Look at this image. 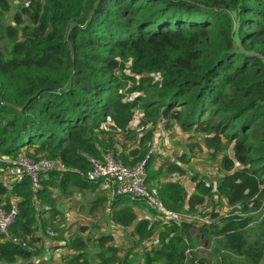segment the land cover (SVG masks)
<instances>
[{
  "label": "trees",
  "instance_id": "trees-1",
  "mask_svg": "<svg viewBox=\"0 0 264 264\" xmlns=\"http://www.w3.org/2000/svg\"><path fill=\"white\" fill-rule=\"evenodd\" d=\"M12 6L0 23L9 43L0 49V157L57 158L65 170L41 175L32 191L28 176L5 187L9 163L0 161V208L14 199L17 210L0 264H46L51 241L64 250L58 264H264V0H0V18ZM158 124L192 130L220 155L214 184L194 173L186 192L168 179L182 175L184 155L148 153ZM105 153L126 166L144 161L145 186L166 209L209 223L138 216L141 198L83 176L88 157ZM74 193L88 195L87 212L103 211L139 240L155 236V246L133 260L100 233L88 251V226L69 231L56 206ZM205 197L229 210L203 214ZM254 213L256 222L242 217Z\"/></svg>",
  "mask_w": 264,
  "mask_h": 264
},
{
  "label": "rangeland",
  "instance_id": "rangeland-1",
  "mask_svg": "<svg viewBox=\"0 0 264 264\" xmlns=\"http://www.w3.org/2000/svg\"><path fill=\"white\" fill-rule=\"evenodd\" d=\"M12 2L13 0H9ZM16 5V3L14 4ZM14 10V6L11 7V10L8 13H4L0 18V23L8 24L10 23V15ZM9 46L8 41L3 37L2 33L0 32V49L5 50ZM138 115H142L141 111H135V118L131 124L132 129H136V124L138 120ZM135 136L130 137V144H136V139L143 135V132L133 130ZM192 135V136H189ZM209 136H212L210 134ZM129 140V139H128ZM146 145L147 143H151V147L148 153H160L163 157H167L171 160H176L177 156L183 154L184 161L177 162L180 167L184 169L182 175L171 174L168 175V179L173 181H178L183 186H185L186 192L193 191V183L190 180V176L195 173L197 178L201 179L205 185L214 184L216 181L218 173L220 172L216 169L218 167V160L220 159V155L216 157H212L209 155L211 152V148H208L201 138V135L198 133L193 132L192 130L182 131L177 124H174L171 130H165L163 127L158 124L155 130L152 132L149 141L144 142ZM227 154L230 156V150L227 149ZM159 161L154 162L152 165L157 166ZM165 179V178H161ZM88 195L80 194L76 195L75 193L68 199L57 202L56 206L59 210L63 212L64 216V224L69 226V231L75 232L77 231V225L88 226L87 233H83V237L88 238L87 240V247L88 251H92L94 248V243L92 239H94L100 233H108L111 234L113 237V243L119 247H122L123 254L127 255L128 258L133 260H138L141 253L145 250H149L155 246L157 240L155 236L148 237L147 239H137V237H131L128 234V231H122L117 227L112 225H108L104 222L105 214L103 211H95V212H87L86 210V201L88 200ZM215 199V198H214ZM213 198L205 197L204 200V207L202 209L203 214H208L211 211L217 213V216L221 217L222 214L227 212L229 209L226 208L224 205L219 204V202L215 203ZM82 204L81 208H78V205ZM197 208V207H196ZM201 209V208H200ZM137 212L138 216H149L145 211L147 209L144 206L143 209L134 208ZM179 215H190L193 217L196 216L195 213L188 214L187 212H179ZM252 216L253 221H258L259 215L257 213L254 214H244L242 217ZM216 217L215 219H217ZM189 220L187 218H183ZM94 225V227H92ZM55 241H51L50 244L47 242L44 243L42 249L43 257L47 255V257L51 258H44L47 259L48 262L46 264H58V261L55 259L56 255L59 253L64 252V250L54 249L53 244ZM36 262V260L34 261Z\"/></svg>",
  "mask_w": 264,
  "mask_h": 264
},
{
  "label": "built area",
  "instance_id": "built-area-1",
  "mask_svg": "<svg viewBox=\"0 0 264 264\" xmlns=\"http://www.w3.org/2000/svg\"><path fill=\"white\" fill-rule=\"evenodd\" d=\"M90 169L83 175L87 180H99L100 187L113 192L123 193L132 197L141 198L145 208L153 211L165 218L191 219L199 223H209V218L193 217L190 215H179L176 212L166 209L163 204L150 193L145 186L146 171L144 161L138 162L132 166H126L118 159H115L111 153H105L100 158L88 157ZM0 161L9 163L6 169H2L1 182L5 187H9L11 182L20 181L28 176L31 183V190L39 188L40 176L50 170H65V166L57 158L39 157L31 159L24 153H17L13 158L7 159L0 157ZM16 206L14 199L10 200L7 209L0 208V236L7 233V228L12 223L16 215Z\"/></svg>",
  "mask_w": 264,
  "mask_h": 264
}]
</instances>
